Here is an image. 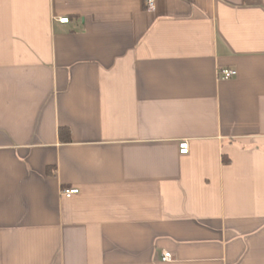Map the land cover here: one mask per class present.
<instances>
[{
  "label": "crops",
  "instance_id": "obj_1",
  "mask_svg": "<svg viewBox=\"0 0 264 264\" xmlns=\"http://www.w3.org/2000/svg\"><path fill=\"white\" fill-rule=\"evenodd\" d=\"M0 264H264V0H0Z\"/></svg>",
  "mask_w": 264,
  "mask_h": 264
},
{
  "label": "built area",
  "instance_id": "obj_2",
  "mask_svg": "<svg viewBox=\"0 0 264 264\" xmlns=\"http://www.w3.org/2000/svg\"><path fill=\"white\" fill-rule=\"evenodd\" d=\"M146 8L147 11H151L154 9V0H146ZM61 24H67L69 22L68 18H62L58 20ZM236 72L232 69H218L217 70V78L221 80H228L234 77ZM179 154L181 155H187L189 151L188 142L187 141H181L179 143ZM78 194L77 189H69L62 192V195L64 197H71L72 195ZM160 260L163 262H169L173 260V256L171 253L168 252H162L160 256Z\"/></svg>",
  "mask_w": 264,
  "mask_h": 264
},
{
  "label": "trees",
  "instance_id": "obj_3",
  "mask_svg": "<svg viewBox=\"0 0 264 264\" xmlns=\"http://www.w3.org/2000/svg\"><path fill=\"white\" fill-rule=\"evenodd\" d=\"M64 131H66V130H63V129H62V130L60 131V133L62 134Z\"/></svg>",
  "mask_w": 264,
  "mask_h": 264
}]
</instances>
